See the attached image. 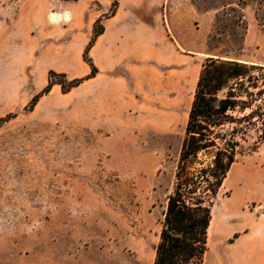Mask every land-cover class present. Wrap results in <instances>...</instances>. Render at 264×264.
I'll list each match as a JSON object with an SVG mask.
<instances>
[{
    "label": "rangeland",
    "instance_id": "rangeland-1",
    "mask_svg": "<svg viewBox=\"0 0 264 264\" xmlns=\"http://www.w3.org/2000/svg\"><path fill=\"white\" fill-rule=\"evenodd\" d=\"M238 5L247 33L231 57L264 65V0H164L162 18L187 40L186 49L201 52V72L205 59L217 52L207 44L217 14ZM223 24L230 23L217 22ZM196 84L192 81L169 108L162 106L161 75L153 72L150 84L141 78L131 114L126 109L111 136L52 121L44 108L0 115V120L12 116L0 122V264H52L54 259L58 264H153ZM2 94L0 112L8 111ZM255 139L254 133L250 142ZM260 177L264 180V141L233 165L214 202L205 264H214L220 244L228 247L236 233L264 216ZM229 213L239 221L230 224ZM246 245L225 249L228 264H249ZM262 261L257 255L250 259Z\"/></svg>",
    "mask_w": 264,
    "mask_h": 264
},
{
    "label": "crops",
    "instance_id": "crops-1",
    "mask_svg": "<svg viewBox=\"0 0 264 264\" xmlns=\"http://www.w3.org/2000/svg\"><path fill=\"white\" fill-rule=\"evenodd\" d=\"M114 1L76 0L56 5L54 0H0V91L8 110L0 115L26 111L48 86L51 71L70 78L90 76L92 67L83 56L98 23L103 33L95 37L89 51L96 75L69 93L54 84L30 111L44 108L52 121L75 122L115 135L126 109L132 112L138 92L135 83L143 78L150 84L153 72L161 75L162 106L176 104L192 81L199 79L201 52L186 49L187 40L165 25L164 0H116L118 7L111 15ZM221 238L226 239V234ZM243 242L249 264L255 255L264 264V216L228 247L220 244L214 264H228L225 249ZM52 264L58 263L54 259Z\"/></svg>",
    "mask_w": 264,
    "mask_h": 264
},
{
    "label": "trees",
    "instance_id": "trees-1",
    "mask_svg": "<svg viewBox=\"0 0 264 264\" xmlns=\"http://www.w3.org/2000/svg\"><path fill=\"white\" fill-rule=\"evenodd\" d=\"M117 7L115 0L111 15ZM222 19L230 24L217 25ZM215 22L207 44L212 53L217 52L202 64L153 264H205L214 202L233 165L264 141V65L231 57L241 48L247 33L240 5L226 7ZM101 33L103 27L98 23L83 56L92 67L90 76L98 69L89 51ZM90 76L68 81L65 73L51 71L48 86L26 110H33L39 97L49 94L54 84L69 93ZM254 133L256 139L250 142Z\"/></svg>",
    "mask_w": 264,
    "mask_h": 264
},
{
    "label": "bare ground",
    "instance_id": "bare-ground-1",
    "mask_svg": "<svg viewBox=\"0 0 264 264\" xmlns=\"http://www.w3.org/2000/svg\"><path fill=\"white\" fill-rule=\"evenodd\" d=\"M256 179H257L256 181L259 182L260 185H262V183H264V180H263L261 177H260V178H256ZM256 181H255V182H256ZM249 197H250V196H249ZM214 218H215V216H213V220H214ZM229 218H230L231 220H229ZM229 218H228V220H229L230 224H231L232 222L239 221V219L237 218V214H236V215H232L231 213H229ZM213 220H212V222H211V226H210V230H209V231H210V240H211V237H212V234H213V232H212V231H213L212 228H213V224H214ZM228 220H227V221H228ZM229 222L227 223L228 225H229ZM210 240H209V241H210ZM238 252H239V251L235 250L233 253L236 254V253H238ZM228 255H229V254H226L225 256L228 257ZM228 260H229V259H228ZM228 260H227V261H228ZM230 261H231V260H230ZM231 264H233V262H231Z\"/></svg>",
    "mask_w": 264,
    "mask_h": 264
},
{
    "label": "water",
    "instance_id": "water-1",
    "mask_svg": "<svg viewBox=\"0 0 264 264\" xmlns=\"http://www.w3.org/2000/svg\"><path fill=\"white\" fill-rule=\"evenodd\" d=\"M217 57H219V56H217Z\"/></svg>",
    "mask_w": 264,
    "mask_h": 264
}]
</instances>
